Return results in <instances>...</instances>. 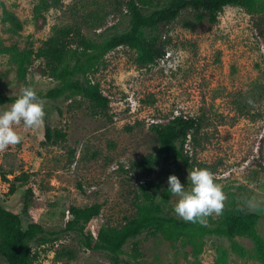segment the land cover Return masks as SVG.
I'll return each mask as SVG.
<instances>
[{"label":"rangeland","instance_id":"rangeland-1","mask_svg":"<svg viewBox=\"0 0 264 264\" xmlns=\"http://www.w3.org/2000/svg\"><path fill=\"white\" fill-rule=\"evenodd\" d=\"M129 1L0 0V95L12 99L0 109L8 108L23 87H33L40 96L58 85L37 59L20 80L12 48L36 51L59 28L101 44L128 29ZM165 1L152 0L147 11ZM198 13L185 9L160 30L165 55L151 65L137 66L136 52L127 47L104 57L89 78L109 99L107 111L93 110L78 96L43 99L41 127L14 126L22 141L0 152V206L19 216L23 229L30 223L44 228L36 237L42 239L29 244L35 264H112L103 253L84 248L76 233L65 231L69 207L102 205L100 215L85 226L86 234L94 235L101 226L120 227L135 216L139 185L153 180L160 185L156 200L167 196L166 214L181 219L174 213L176 197L167 190V178L174 174L188 187V169L195 167L209 169L222 185L224 211L259 216L256 231L264 239V208L237 211L249 197L264 202V35L257 33V16L242 8L225 7L215 23L197 22ZM177 116L196 122L182 151L188 165L178 157V144L164 153L151 129ZM45 125L64 139L46 143ZM147 156L152 164L145 169L141 162ZM217 219L213 214L205 226L214 228ZM135 240L141 259L134 260L129 241L119 264H220L218 246L226 250L227 264H264L247 237L230 241L207 234L197 254L190 245L160 236L144 233ZM0 264H6L1 257Z\"/></svg>","mask_w":264,"mask_h":264},{"label":"trees","instance_id":"trees-1","mask_svg":"<svg viewBox=\"0 0 264 264\" xmlns=\"http://www.w3.org/2000/svg\"><path fill=\"white\" fill-rule=\"evenodd\" d=\"M128 6L130 13L128 29L101 44L86 39L78 31L59 28L43 41L36 51L19 52L16 48H12L13 59L18 65L19 79L25 80L32 59L42 60L45 62L49 76L58 82L56 87L40 95L42 99L56 101L78 96L86 99L93 110L105 112L109 108V99L103 95L98 84L90 80L89 75L98 69L110 51L119 47L134 50L135 63L139 67L151 65L163 58L165 42L161 40L160 30L174 21L185 9L201 11L195 15L197 22L207 19L209 23H215L218 13L225 7H239L246 13L257 16L255 22L257 33L261 37L264 35L262 16L264 0H166L150 11L147 10L152 8V0H137V2L130 0ZM9 17L13 19V16L9 15ZM10 101L11 98L0 95V106ZM195 126L196 122L193 118L177 116L166 124H154L151 129L157 135L164 153L174 151L178 144L180 148L178 157L188 165L189 158L183 155L182 151L190 131ZM64 137L62 132L45 125L46 143H54L63 140ZM141 164L143 168H149L152 157H145ZM1 181L7 182L6 175H1ZM159 189L160 185L153 180L142 182L136 196L138 202L135 204V216L126 220L120 227L101 226L94 235L86 234L85 226L100 215L102 205L94 203L84 208L71 206L68 209L71 219L66 222L65 231L76 233L84 248L103 253L112 264L121 262L120 253L129 241H132V257L136 261L141 259L142 254L135 239L144 233L151 237L160 236L172 244L190 245L195 254L200 251V241L207 234L216 233L230 241L236 237H247L256 244L258 253L264 259V239L256 231L259 219L257 214L225 210L214 222L216 226L209 229L205 225L185 222L167 215L165 212L167 196L164 194L161 200H156ZM14 191L15 186L10 185L8 193L13 194ZM31 193L28 189L27 196H31ZM44 232V228L37 223H30L26 229H23L19 216L0 206V257L6 264H35L37 255L32 252L29 244L34 240L42 239L36 237ZM231 248L236 251L237 245L232 242ZM215 252L218 262L227 264L226 250L218 246Z\"/></svg>","mask_w":264,"mask_h":264},{"label":"clouds","instance_id":"clouds-1","mask_svg":"<svg viewBox=\"0 0 264 264\" xmlns=\"http://www.w3.org/2000/svg\"><path fill=\"white\" fill-rule=\"evenodd\" d=\"M250 105L253 101H247ZM45 102L31 86L20 89V94L6 109H0V152L21 143L22 137L15 130L23 123L25 129L39 128L44 124ZM186 187L172 174L167 178L168 192L176 197L174 213L185 222L206 225L207 218L215 214L220 216L225 208L226 195L222 185L215 181L212 171L195 167L188 169ZM264 208V202L249 197L237 211L244 209L258 211Z\"/></svg>","mask_w":264,"mask_h":264}]
</instances>
